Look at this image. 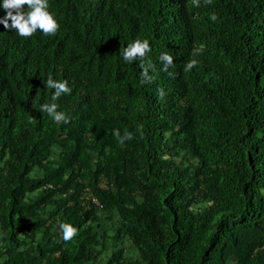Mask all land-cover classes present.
I'll use <instances>...</instances> for the list:
<instances>
[{
  "label": "trees",
  "instance_id": "trees-1",
  "mask_svg": "<svg viewBox=\"0 0 264 264\" xmlns=\"http://www.w3.org/2000/svg\"><path fill=\"white\" fill-rule=\"evenodd\" d=\"M48 4L54 35L0 24V264H264V0Z\"/></svg>",
  "mask_w": 264,
  "mask_h": 264
},
{
  "label": "clouds",
  "instance_id": "clouds-1",
  "mask_svg": "<svg viewBox=\"0 0 264 264\" xmlns=\"http://www.w3.org/2000/svg\"><path fill=\"white\" fill-rule=\"evenodd\" d=\"M193 2L197 7L199 6V0H193ZM205 2L211 3V0H205ZM24 5L28 6L27 11H24ZM0 7L6 11V15L0 18V24H3L5 29L16 30L18 34L15 35L17 37H31L37 29L41 30L45 35H54L58 30L59 25L54 19L56 17L53 11L52 13L48 11V0H3V4ZM210 19L215 21L217 17L213 14ZM9 21H11L10 24ZM149 51H151V48L147 39L142 40L137 38L129 43L127 47L121 46L122 57L124 61L129 63L136 59L142 60ZM194 54H198V50H194ZM159 60L164 65L163 70L167 71L168 67L173 65L174 58L167 52H163L160 54ZM197 64L198 61L195 59L188 61L184 71H190ZM150 67H152L151 63L148 64V67H144L142 71V76L147 80L151 79L148 75V68ZM45 84L47 88L55 90L51 97L53 102L41 105L40 111L48 113L55 122L69 123L70 118L64 112L57 111L59 106L55 103L62 94L71 93L72 90L68 87V82L66 80L62 82L55 81L49 76ZM157 91L160 97L163 98V90L158 89ZM114 135L119 137V131L114 130ZM131 139H133L132 134L126 131L123 137H120V143ZM5 159H7V156ZM59 227L63 232V239L66 242L77 235V229L70 223H60Z\"/></svg>",
  "mask_w": 264,
  "mask_h": 264
},
{
  "label": "rangeland",
  "instance_id": "rangeland-1",
  "mask_svg": "<svg viewBox=\"0 0 264 264\" xmlns=\"http://www.w3.org/2000/svg\"><path fill=\"white\" fill-rule=\"evenodd\" d=\"M127 251H128V252L131 251L129 254L127 253L128 256H132V255H133L132 248L128 249ZM95 264H96V263H95Z\"/></svg>",
  "mask_w": 264,
  "mask_h": 264
},
{
  "label": "built area",
  "instance_id": "built-area-1",
  "mask_svg": "<svg viewBox=\"0 0 264 264\" xmlns=\"http://www.w3.org/2000/svg\"><path fill=\"white\" fill-rule=\"evenodd\" d=\"M91 199L94 201V199L91 197ZM94 202H96V201H94Z\"/></svg>",
  "mask_w": 264,
  "mask_h": 264
}]
</instances>
